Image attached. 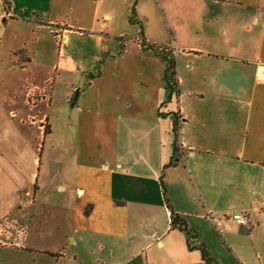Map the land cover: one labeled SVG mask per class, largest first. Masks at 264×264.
Wrapping results in <instances>:
<instances>
[{
    "label": "crops",
    "instance_id": "1",
    "mask_svg": "<svg viewBox=\"0 0 264 264\" xmlns=\"http://www.w3.org/2000/svg\"><path fill=\"white\" fill-rule=\"evenodd\" d=\"M0 264H264V0H0Z\"/></svg>",
    "mask_w": 264,
    "mask_h": 264
},
{
    "label": "trees",
    "instance_id": "2",
    "mask_svg": "<svg viewBox=\"0 0 264 264\" xmlns=\"http://www.w3.org/2000/svg\"><path fill=\"white\" fill-rule=\"evenodd\" d=\"M146 47H149V46H146ZM166 61H167V64H168L167 65V69H166V73H165V79L167 81V87H168V89L170 91V95L177 98L178 95H179L177 81L173 82L172 84H169V81H168L169 80V73H172V74L174 73L175 62L173 60H170V61L169 60H166ZM178 131H179L178 124L175 123V134H176V142H175V150H174L175 153L180 150L179 149ZM171 215H172V224H173V227H180V228H183L185 230L187 229L186 226H185V224H184V222H183V220L180 217L176 216L172 212V210H171ZM201 252H202L203 256L209 261L210 260L209 253L204 248H201Z\"/></svg>",
    "mask_w": 264,
    "mask_h": 264
},
{
    "label": "built area",
    "instance_id": "3",
    "mask_svg": "<svg viewBox=\"0 0 264 264\" xmlns=\"http://www.w3.org/2000/svg\"><path fill=\"white\" fill-rule=\"evenodd\" d=\"M233 219L236 220L240 225L247 226L249 224L248 214H234Z\"/></svg>",
    "mask_w": 264,
    "mask_h": 264
},
{
    "label": "rangeland",
    "instance_id": "4",
    "mask_svg": "<svg viewBox=\"0 0 264 264\" xmlns=\"http://www.w3.org/2000/svg\"><path fill=\"white\" fill-rule=\"evenodd\" d=\"M51 38H53V36L51 35Z\"/></svg>",
    "mask_w": 264,
    "mask_h": 264
}]
</instances>
